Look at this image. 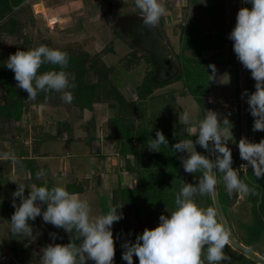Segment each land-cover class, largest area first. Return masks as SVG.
I'll return each instance as SVG.
<instances>
[{
    "label": "rangeland",
    "instance_id": "374dc122",
    "mask_svg": "<svg viewBox=\"0 0 264 264\" xmlns=\"http://www.w3.org/2000/svg\"><path fill=\"white\" fill-rule=\"evenodd\" d=\"M37 1H23L5 17L0 16V60L2 63L7 65L10 55L14 54L21 46L29 50L45 45L52 49H64L73 54L86 53L89 59L95 57L93 63L97 62L98 65L94 66L99 71V73L94 71L93 73L90 70L89 73H85L86 79L93 81L98 77V74L105 75L118 87L125 100L134 103V109L131 110L133 118L130 116L129 110L127 112L120 109L119 103L112 106V109L109 110V114L112 116L107 122L109 132L107 126L104 127L103 132H113L109 123L110 119L116 115L121 116L123 121L132 118L131 122H124L126 126H129L128 129L131 128L130 123H133L132 141L129 142L127 138L120 136L124 155L132 154V151L137 149L136 155L132 154L131 156L134 163V168L131 171L133 180L124 182V184L128 183L135 187L141 182L140 177L146 171V167H151L155 173L153 188L157 191L155 199L148 202L142 201L140 198L138 203H133L135 205L126 202L114 206L111 200L109 202L108 197L113 196L112 191L110 195H107L108 192L110 193L109 183L106 185L107 192L101 193V190L94 184L91 192L81 195V198L88 202L96 200L90 205L93 217L105 214L103 210L106 209L108 203L122 213L123 218L112 226L116 247L113 264H127L122 259L124 249L121 245L128 240L134 243L136 237L142 234L146 228L157 227L160 222L159 217L162 214L169 215L174 209V203L170 202V198L173 195L175 198L185 183L196 184L202 175L200 171L195 174H188L184 171L181 157L188 155L185 151L178 153L179 175L176 177V183L172 185L168 184L166 179H158L159 165L155 166V162L160 158L156 156V152L153 154L152 151L151 153L148 143H143V130H154L169 125L172 128V135L180 136L177 142L193 140L195 146L193 145L190 150L196 149L197 152L206 156L205 150L199 144H195L198 137L192 130L195 129L198 132L199 122L206 117L208 110L216 111L222 123L221 126L232 132L231 140L228 141L227 146L232 151V166L237 170L240 169L241 163H247L237 156L240 139L246 138L254 143H259L264 139V131H253L255 118L249 111L247 97L242 98V94L246 90L244 86L248 80L249 70L238 60L231 47L233 41L229 39V34L236 25L238 11L243 7L251 8V4L245 3L244 0H199L194 3L190 0L161 1L166 7V12L159 21V30L164 34L171 48L172 56L177 58V62H179L180 56H192L190 49L183 48L186 39L184 33L188 30V26H194L209 37L211 45L209 46L212 48L202 51L201 55L203 58L214 60L217 73L213 85L202 97L201 103H198L187 92L182 78L172 79L166 84L150 87L147 92L144 90L149 86L144 84V81L153 72L151 62L148 61L144 52L131 45L130 36L124 37L111 26L115 14L131 11L141 12L136 7L135 0H84L82 3L71 0L68 6L61 8H57L58 4L55 5L49 1L47 15L36 10V5L40 4H36ZM66 3L68 2L61 6ZM56 12L64 19L50 24L47 17L51 13L56 15ZM9 18H13L15 21L12 27L13 31L7 29L5 25ZM89 59L87 65L92 66L93 63H88ZM235 72L237 80L234 77ZM14 75L11 72V76ZM17 83L16 81V87ZM3 87L4 85L0 82V103L4 102L3 94H1ZM237 87H239V93H237ZM138 90H142L141 96L138 94ZM61 95L62 93H59L58 98L63 101ZM109 99L115 103L112 97ZM104 102L108 103V101ZM63 103L66 102L63 101ZM185 110L191 114L188 126H184L179 120V116H182ZM74 111L77 112V108H74ZM13 125L15 126V124ZM10 127L12 125L9 119L0 116V156L6 150L3 141L8 139ZM10 132L11 138H15V131L14 133ZM60 148L63 150L64 144ZM16 162L20 164L19 161ZM125 169L129 170L127 166ZM10 170L12 172L8 160L0 158V177L2 178L0 180V264H42L41 250L44 247L53 243L69 244V241L66 240L72 239L61 236L68 233L64 229H58L50 223H45L42 214L34 221H29L33 229L31 237H28L27 234L15 236L12 234L10 221L14 211H9V209L11 210V205L13 206V195L11 196V194L15 192L16 186L7 183ZM27 175L25 195L30 192L28 189L31 184L39 186L38 181H40L36 179V173L29 171ZM240 178L250 188L254 187L255 191L249 194L234 192L230 197L222 177L217 175L220 205L226 220L233 225L231 234L237 240L245 243L249 249L264 256V178H257L252 169L241 170ZM46 186L51 188L57 185ZM70 190V188L67 189V191ZM220 190L225 194L226 204ZM194 199L203 208L213 206L210 194L203 196L197 194ZM16 202L19 203V198H16ZM2 205L7 207L5 212L2 210ZM40 206L43 212L46 205ZM249 224L253 225L252 228ZM51 233L60 234L61 240L58 241L57 237L53 240ZM72 243L78 246L80 241ZM228 245L230 244L228 243ZM224 251L229 260L221 262V264H253L255 262L247 256L244 258L240 254H236L227 246ZM86 264H94V261L86 259ZM133 264H139L138 257H133Z\"/></svg>",
    "mask_w": 264,
    "mask_h": 264
},
{
    "label": "clouds",
    "instance_id": "9594fccd",
    "mask_svg": "<svg viewBox=\"0 0 264 264\" xmlns=\"http://www.w3.org/2000/svg\"><path fill=\"white\" fill-rule=\"evenodd\" d=\"M251 8L243 7L238 11L236 25L229 34L233 50L242 65L251 72L255 80V92L247 90L242 94L247 97L249 111L255 118L253 131H264V0H244ZM135 5L143 15L142 26L148 31L157 29L166 7L161 0H135ZM68 54L59 49L41 45L34 49L18 50L7 60V68L15 73L17 88L28 93L29 100H35L38 91L62 93L61 99L71 103L73 95L68 91L69 75L64 71L68 66ZM45 62L59 66V71H47L38 74ZM212 72L210 80L216 79V66L208 65ZM72 80L75 79L73 76ZM45 99H48L47 95ZM190 112L185 110L179 120L184 126L190 123ZM227 120V119H225ZM224 120V121H225ZM223 121V122H224ZM228 121V120H227ZM218 113L208 110L206 117L199 122L198 132L193 133L205 151L215 156L209 159L190 150L193 140H183L175 143L172 148L175 153L187 152L182 156V167L188 174L202 173L196 184L185 183L176 194L174 209L169 215H161L155 228H146L138 235L135 242L125 241L122 259L127 264H133V257H138L139 264H221L228 261L225 247L230 240V230L218 218L217 209L213 206L203 208L195 201L199 194L209 195L216 190L217 175L222 177L226 191L231 196L235 193L249 194L255 188H250L240 178V171L250 166L257 178H264V139L259 143L241 138L238 144L240 158L246 161L240 169L233 168L232 151L227 146L232 132L221 126ZM212 142L211 146L210 143ZM151 151H160L161 145H168V140L162 131L157 130L155 138L148 139ZM195 146V145H194ZM44 170L36 172V179L44 178ZM31 186L25 195V186L18 183V189L13 193L15 212L11 217V232L15 235L32 236L33 229L29 221L43 216L45 223L56 228H63L68 233H74L79 245L49 244L41 252L42 264H86V259L94 264H113L116 254L112 226L123 218L122 213L109 205L106 214L91 216V207L86 199L78 194L70 193L64 186L47 187ZM19 198V203L16 202ZM39 202V204H38ZM40 205H46L42 212ZM56 239V234H50Z\"/></svg>",
    "mask_w": 264,
    "mask_h": 264
},
{
    "label": "crops",
    "instance_id": "0c3cea01",
    "mask_svg": "<svg viewBox=\"0 0 264 264\" xmlns=\"http://www.w3.org/2000/svg\"><path fill=\"white\" fill-rule=\"evenodd\" d=\"M69 1L71 0H38L36 4L40 3L42 6L39 4L36 10L47 15L48 2L58 4L57 8H61L68 6ZM65 2L68 3L61 6ZM58 14L51 13L47 17L50 24L64 19ZM1 94L4 95L3 89ZM74 108L78 111H74ZM110 108L106 102H94L91 107L83 109L63 101L52 105L26 103L18 119L9 118L12 125L10 131H15L16 137L11 138V132L8 130V139L3 141L6 150L0 158L8 160L10 169L12 168L7 183L16 186L15 191L18 189V183L25 186L31 167L36 172L42 169L46 173L45 177L38 181L39 186H43L44 181H47V185L68 187L71 189L70 193L80 197L91 192L94 184L103 193L109 183L110 193L107 195H110L111 191L113 194V190L119 187H133L128 183L124 184L133 180V172L125 169L127 164H133L132 154H123L122 140L118 138L116 130L108 133L107 122L112 116L109 114L112 109ZM105 126L108 132H103ZM62 144L65 146L63 150L60 148ZM108 197L110 202L112 196ZM94 201L96 200H91L89 204L92 205ZM108 206L109 203L105 208L108 209ZM13 209L11 205L9 211L15 212ZM106 209L103 210L105 214L108 211Z\"/></svg>",
    "mask_w": 264,
    "mask_h": 264
},
{
    "label": "trees",
    "instance_id": "16d2710c",
    "mask_svg": "<svg viewBox=\"0 0 264 264\" xmlns=\"http://www.w3.org/2000/svg\"><path fill=\"white\" fill-rule=\"evenodd\" d=\"M23 0H0V16L3 18L9 13H11L14 9V7L19 6L22 3ZM193 3L199 0H190ZM107 3H109L107 1ZM13 18H9L7 22L5 23L7 29H10L13 31L12 27L14 24ZM114 29V28H113ZM116 30V29H115ZM185 34V43L183 44V48L190 49L192 56H180V59H178L179 62V72L173 79L182 78L184 82V86L187 90V92L193 96L194 100L198 103H201L202 97L209 91L210 87L213 85L214 80H210L211 75V68L208 67L210 64H214L213 59H206L203 58L201 53L204 50H209L212 47H210L209 43V37L204 32L199 31L194 26H188V30H186ZM233 43L231 44L232 50H233ZM210 45V46H209ZM45 46V45H44ZM38 47V46H36ZM34 47V48H36ZM49 47V46H48ZM33 48V49H34ZM50 48V47H49ZM27 50L25 47H19L18 50ZM63 52H66L68 54V66L64 71L69 75V81L70 85H74V87L70 86L68 91L72 92L73 100L71 104L77 105L79 108H89L92 106L94 102H104L108 101V106L112 107L115 104L119 103L120 109L123 111L128 110L131 112L134 109V103L133 101H127L125 100L118 87H116L105 75L98 74V77L94 79L93 81L87 80L85 77V73H89L91 70L92 72L99 71L95 68L94 65H98L97 62L93 63L95 57L87 58L86 53L83 54H73L68 53L64 49H59ZM16 51V52H17ZM145 54V53H144ZM146 55V54H145ZM147 56V55H146ZM89 59L88 63H93V65H87V61ZM92 59V60H91ZM148 61L151 62L149 57L147 56ZM177 61V58H175ZM152 64V62H151ZM7 65L3 64L0 60V82L4 85V102L0 103V116L5 117L7 119H18L22 113V107L28 103H43V104H60L61 101L58 98L59 92H39L35 100H29L28 93L25 92L22 89H19L16 87V80L15 75L11 76L12 74H15L13 71H10L6 67ZM153 67V65H152ZM61 70L59 66H54L50 63L45 62L42 64L41 68L39 69L38 74H43L47 71H59ZM154 71V67H153ZM93 72V73H94ZM153 72L149 74V76L145 79L144 84L149 85L146 87V92L149 91L150 87H154L157 85H163L166 84L169 81L160 83V84H154L150 81V76ZM101 75V76H100ZM75 77L74 80H72V77ZM235 80H237V73H234ZM146 82V83H145ZM255 80L251 76V72L249 71L248 74V80L245 83V89L249 94L255 92ZM237 93H239V87H237ZM138 94L140 96L143 94L142 90H138ZM47 95L48 99H45V96ZM109 97H112L115 100V103L111 102ZM247 102V101H246ZM130 116H132V112L130 113ZM133 118V116H132ZM132 118H128L126 121H123L122 117L119 115H116L110 119V127L111 130H116L118 134V138L120 136H123V138H127L130 142V140L133 137V123H130V129H128L129 126H126L124 122H131ZM124 124V125H123ZM157 130H160L165 135L166 139L168 140V145H161L160 151H153L156 152V156L160 158V160L156 161L154 164L155 166L159 165V170L157 173L159 174L158 179H166L168 184L174 185L176 183V177L179 175V166H178V153H175L172 146L177 143L178 139H180V136L172 135V128L169 125L162 126L159 129H145L143 130V143L147 144L148 139L155 138V133ZM132 141V140H131ZM136 148V147H135ZM123 150V149H122ZM151 151V150H150ZM137 152V149L132 151V154L135 156ZM152 153V151H151ZM237 156L240 157L239 150L237 152ZM215 158V156H214ZM136 162H138L136 160ZM127 167L130 171L134 168L133 164H127ZM248 169L250 170L251 167L249 166ZM246 169V170H248ZM30 172L36 173V171L30 167ZM160 177V178H159ZM140 183L136 185L135 187H119L114 189L113 196L111 198V203L114 204V206H117L118 204L122 203H129L130 205H135L133 203H138L140 198H142V201H151L152 199H155L157 191L153 190L154 188V181H155V173L152 171L151 167H146V171L141 175L140 177ZM44 185V184H42ZM66 189H69L68 187ZM221 191V190H220ZM222 198L224 203H226L225 194L223 191H221ZM176 196V195H175ZM230 196V195H229ZM232 197V195L230 196ZM174 195L170 198V202L174 203ZM116 204V205H115ZM2 210L6 211V206L2 205ZM15 210V208L13 209ZM108 210V209H106ZM108 212V211H107ZM54 227V226H53ZM56 228V227H55ZM59 229V228H58ZM63 229V228H60ZM56 232V229H55ZM56 234V237L58 238V241L61 240L60 234ZM64 233V236L62 237L71 238L67 239L66 241H69V243L74 242L76 243L78 239H76V235L72 233ZM69 235V236H68Z\"/></svg>",
    "mask_w": 264,
    "mask_h": 264
},
{
    "label": "water",
    "instance_id": "95a60500",
    "mask_svg": "<svg viewBox=\"0 0 264 264\" xmlns=\"http://www.w3.org/2000/svg\"><path fill=\"white\" fill-rule=\"evenodd\" d=\"M142 12H125L122 14H116L113 22L111 23L112 28L117 29L120 34L126 37L128 34L132 36L130 43L131 45L144 52L152 62L154 71L150 76V81L154 84H160L175 78L179 72V65L176 59L172 56L171 48L168 45L164 34L159 31V25L157 29L148 31L142 26ZM210 146L212 142H209ZM206 156L209 159L214 160V155L210 152L205 151ZM213 207L217 209L218 218L225 224L229 229L226 218L222 211L218 190L210 194ZM229 244L240 251L244 258L249 257L261 264H264V258L258 253L252 251L241 242H239L230 232ZM232 251V250H231ZM236 254H239L235 251Z\"/></svg>",
    "mask_w": 264,
    "mask_h": 264
},
{
    "label": "flooded vegetation",
    "instance_id": "af4514ba",
    "mask_svg": "<svg viewBox=\"0 0 264 264\" xmlns=\"http://www.w3.org/2000/svg\"><path fill=\"white\" fill-rule=\"evenodd\" d=\"M131 12H133V11H131ZM131 12H128V13H131ZM116 15V14H115ZM114 15V16H115ZM160 31V30H159ZM127 36H130V38H132V36L131 35H127ZM126 36V37H127ZM226 204V203H225ZM227 221V220H226ZM227 224H228V227H229V230H230V232H231V228H232V226L233 225H231V224H229L228 223V221H227ZM249 225H251V224H249ZM244 226V225H243ZM252 226L253 225H251V228H252ZM244 228H245V226H244ZM251 232H252V229H251ZM254 234V233H253ZM256 238H258V237H256ZM239 241V240H238ZM239 242H241L243 245H245L246 247H247V245L245 244V243H243L242 241H239ZM227 247L230 249V250H233V251H236L237 249L236 248H234V247H232L231 245H227ZM252 251H254V252H256L255 250H252ZM237 253H239V254H242L240 251H236ZM257 253V252H256ZM259 254V253H258ZM243 255V254H242ZM260 255V254H259ZM260 256H262V255H260ZM263 258H264V256H262ZM253 264H261V263H259V262H257V261H255Z\"/></svg>",
    "mask_w": 264,
    "mask_h": 264
},
{
    "label": "bare ground",
    "instance_id": "6f19581e",
    "mask_svg": "<svg viewBox=\"0 0 264 264\" xmlns=\"http://www.w3.org/2000/svg\"><path fill=\"white\" fill-rule=\"evenodd\" d=\"M39 4L36 5V7H38Z\"/></svg>",
    "mask_w": 264,
    "mask_h": 264
},
{
    "label": "built area",
    "instance_id": "2783aa9c",
    "mask_svg": "<svg viewBox=\"0 0 264 264\" xmlns=\"http://www.w3.org/2000/svg\"><path fill=\"white\" fill-rule=\"evenodd\" d=\"M242 164V163H241Z\"/></svg>",
    "mask_w": 264,
    "mask_h": 264
}]
</instances>
